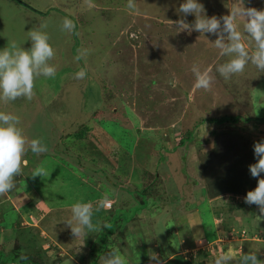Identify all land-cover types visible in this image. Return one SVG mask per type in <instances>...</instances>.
Returning a JSON list of instances; mask_svg holds the SVG:
<instances>
[{
    "label": "rangeland",
    "instance_id": "rangeland-1",
    "mask_svg": "<svg viewBox=\"0 0 264 264\" xmlns=\"http://www.w3.org/2000/svg\"><path fill=\"white\" fill-rule=\"evenodd\" d=\"M20 1L34 9L0 0V48H30L28 31L46 24L56 75L37 78L31 100L0 102V111L20 117L29 141L47 146L26 153L15 188L0 195V264L38 248L44 264H84L105 237L127 264H156L150 252L162 264H213L220 253L235 255L233 245V264L249 251L264 260L259 207H242L231 193L213 196L204 172L213 150V163L236 162L228 155L242 152L239 136L249 147L264 139V72L249 64L221 77L215 68L228 58L212 45L217 37L175 28L181 0H136V12L127 0ZM200 2L209 16L229 14L228 0ZM245 6L264 9V0ZM65 18L72 31L62 29ZM193 64L212 68L211 91L194 87ZM225 116L238 120L218 123ZM248 117L257 122H241ZM249 147L242 162L253 164ZM36 167L48 176L32 177ZM105 197L110 207L95 211ZM76 202L91 203L93 222L107 227L75 239L66 220Z\"/></svg>",
    "mask_w": 264,
    "mask_h": 264
},
{
    "label": "clouds",
    "instance_id": "clouds-1",
    "mask_svg": "<svg viewBox=\"0 0 264 264\" xmlns=\"http://www.w3.org/2000/svg\"><path fill=\"white\" fill-rule=\"evenodd\" d=\"M126 7L138 11L136 0H127ZM226 7L229 14L217 17L209 16L200 0H181L176 12L181 19L176 21V29L196 31L201 34H212L217 38L211 42L219 55L228 59L216 66L215 71L225 80L234 75L245 72L246 67L251 64L264 72V9L246 7L245 0H228ZM189 15L195 17L192 24L186 22ZM242 22V23H241ZM46 24L40 28L28 31L31 47L25 48L16 43L8 44L0 48V102H11L23 97L31 100L34 95L35 80L41 76L52 78L56 75V67L49 63L55 56V50L50 44V37L44 29ZM62 29L72 31L74 23L65 18ZM249 44H252L251 50ZM81 57L77 56L79 60ZM195 75L196 89L211 91L214 77L212 68L201 69L199 64L192 65ZM77 79L85 77L84 71L76 74ZM21 119L18 115L10 112L0 111V195L11 192L15 188L14 178L19 176L22 167H27L28 160L25 155L31 151L39 155L47 151V146L40 139L34 138L30 141L24 134ZM254 155L257 162L249 165V171L253 178H259L257 187L249 190L244 197L248 205L255 204L259 207L261 217L264 216V140L254 144ZM32 177H47V170L36 167ZM108 197L98 202L95 211L110 207L106 202ZM72 216L66 220L67 227L75 239L89 236L92 233H101L107 225L93 222L94 208L91 203L76 202L71 206ZM150 261L162 264L160 257L155 252L149 253ZM101 264H127L125 255L121 254L119 248H112L110 252L101 257ZM234 255L231 252L218 254L213 264H233ZM238 264H264V260L258 258L255 251L243 253L238 258Z\"/></svg>",
    "mask_w": 264,
    "mask_h": 264
},
{
    "label": "trees",
    "instance_id": "trees-1",
    "mask_svg": "<svg viewBox=\"0 0 264 264\" xmlns=\"http://www.w3.org/2000/svg\"><path fill=\"white\" fill-rule=\"evenodd\" d=\"M237 120H238L237 118L229 117V116L227 117L225 116V117L217 119L218 123L227 122L229 124H235ZM242 120L243 121L241 122L243 123L251 122V121L252 123L257 122L256 121L257 118H252V117H248L247 119L243 118ZM239 139L244 142V143L242 142L241 148L243 150L244 149L247 150V147H249L248 145L249 138L247 137V135L239 136ZM181 141L183 142V139ZM258 141H261L260 138L253 140L252 143L250 144L249 149L251 150L253 149L254 151L253 146ZM243 150L242 152H240V154L232 150L231 151L232 155H228L231 158L235 157V160L237 163L227 162V161H219L217 163L216 162L213 163V161H211L212 156L214 154H218V148L213 150V152H211L208 155L209 159L207 158V160L205 161L204 172L206 173L205 175H206L207 190L209 191V193L211 192L213 196H219L221 194L225 195L226 193H231L232 196H240L244 198L249 190H253L257 187L259 178H253L251 176L250 171H249V165H251V163L242 162L243 158H245V152H243ZM251 157L253 159L250 158L249 160L248 153H247L248 161L253 162V164L256 163L257 159L254 155V152H251ZM261 175L264 176V173H262ZM213 176H215L216 178L214 179ZM154 190H155V187H154ZM242 205H243L242 207H245L244 205H246V203L242 202ZM257 211L258 213L260 212L259 209ZM106 238L107 237H105V239ZM105 239L104 238L102 239V242H103L102 244H100L98 247L97 246L93 247V249L91 250L93 253L96 254V257L93 259H90L87 262L84 261V264H100V261H101L100 258L107 255L110 252V250L113 248L111 247L110 244L105 243ZM36 252L38 255L39 248ZM37 255H30L29 253L19 251L18 249L14 251V254L9 255L10 258L8 261L11 262L12 264H27V263L29 264V262L33 264H44L43 262L39 261V258L37 257ZM45 264H53V263L52 262L47 263L45 261Z\"/></svg>",
    "mask_w": 264,
    "mask_h": 264
},
{
    "label": "crops",
    "instance_id": "crops-1",
    "mask_svg": "<svg viewBox=\"0 0 264 264\" xmlns=\"http://www.w3.org/2000/svg\"><path fill=\"white\" fill-rule=\"evenodd\" d=\"M197 211H198V209H197ZM194 213H195V212L192 211L191 214H194ZM197 214H198V212H197ZM191 224H192V223H191ZM194 228H195V227H194ZM195 229L200 230V227L195 228ZM202 231H203V230H202ZM202 231L200 230V233H199V234H201V236H200L201 238H204V235L202 234ZM257 232H258V231H257ZM196 236H198V235H196ZM218 240H220V239H218ZM218 240L215 239L216 242H217ZM215 241H214V242H215ZM195 242H197L196 238H195ZM214 242H213V243H214ZM209 244H210V243H209ZM205 246H206V245H205ZM230 248L233 250V252H234V254H235L234 257L236 258V257H237L236 254L238 253L237 251L239 250L238 247H236V246L233 245V247H230ZM235 250H236V251H235ZM235 252H237V253H235Z\"/></svg>",
    "mask_w": 264,
    "mask_h": 264
},
{
    "label": "water",
    "instance_id": "water-1",
    "mask_svg": "<svg viewBox=\"0 0 264 264\" xmlns=\"http://www.w3.org/2000/svg\"><path fill=\"white\" fill-rule=\"evenodd\" d=\"M16 1H18L19 3L23 4L24 6H26L28 8L34 9L31 6H29L28 4L24 3L23 1H20V0H16Z\"/></svg>",
    "mask_w": 264,
    "mask_h": 264
},
{
    "label": "built area",
    "instance_id": "built-area-1",
    "mask_svg": "<svg viewBox=\"0 0 264 264\" xmlns=\"http://www.w3.org/2000/svg\"><path fill=\"white\" fill-rule=\"evenodd\" d=\"M241 202H244V198H242ZM245 203V202H244ZM253 205V204H252ZM250 206V205H249Z\"/></svg>",
    "mask_w": 264,
    "mask_h": 264
}]
</instances>
